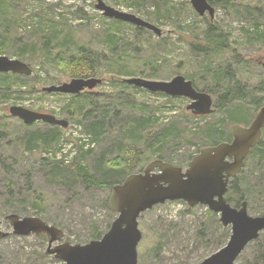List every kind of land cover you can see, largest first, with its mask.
Returning a JSON list of instances; mask_svg holds the SVG:
<instances>
[{"label": "rangeland", "instance_id": "374dc122", "mask_svg": "<svg viewBox=\"0 0 264 264\" xmlns=\"http://www.w3.org/2000/svg\"><path fill=\"white\" fill-rule=\"evenodd\" d=\"M102 1L155 25L162 36L149 30L138 34L134 25L104 17L96 9L98 0H0V56L21 60L33 71L30 76L0 74V218L2 231L10 234L0 239V264H65L46 254V236L13 235L5 221L10 214L39 217L63 230L65 238L54 246H83L110 230L118 217L106 206L111 187L92 186L72 166L81 164L107 182V162L122 157L126 145H135L144 153L138 172L156 160L186 170L203 148L218 139L230 142V127L249 126L260 109L248 99L222 112L216 100L229 65L251 97H264V0H234L231 11L216 10L212 22L230 36L240 64L233 59L234 49L218 55L192 51L193 33L204 35L211 19L208 14L201 17L190 0H146L129 6ZM46 42L50 52L44 57ZM82 45L106 55L95 77L103 83L79 95L43 92L75 79L58 69L56 57L70 59ZM178 75L213 97L212 115L197 117L187 111V98L151 93L125 82H170ZM14 106L54 115L69 126L25 125L10 114ZM213 124L215 128H209ZM86 136L97 148L72 163L49 156L71 144L78 146ZM244 172L249 179L257 174L252 162ZM257 196L249 204L252 217L264 215V193ZM209 211L207 206L189 208L176 201L143 213L139 264H200L221 250L229 241L223 229H231ZM258 241L259 246H247L236 264H263L258 256L259 249L264 250V231Z\"/></svg>", "mask_w": 264, "mask_h": 264}, {"label": "water", "instance_id": "95a60500", "mask_svg": "<svg viewBox=\"0 0 264 264\" xmlns=\"http://www.w3.org/2000/svg\"><path fill=\"white\" fill-rule=\"evenodd\" d=\"M195 11L204 17L206 14L214 21L216 9L207 0H190ZM96 9L109 19L130 23L162 36V30L134 14L119 11L98 0ZM264 55V51H263ZM264 68V61L260 63ZM32 75V68L18 59L0 56V74ZM127 84L145 89L151 93H163L170 97H184L191 101L187 111L197 117L210 116L215 112L213 97L198 91L192 81L178 75L170 82L151 81L142 78L125 79ZM103 83L102 79H72L60 86L43 88V92L65 95H79L86 90H94ZM10 114L32 125L37 122L68 128L69 122L54 115L43 114L14 106ZM264 130V105L252 123L243 127L234 124L230 127L232 140L216 146L206 147L194 157L184 170L161 160L151 162L140 173L128 176L122 184L112 188L110 205L118 215L110 230L100 240H92L86 245H71L62 242L65 232L50 225L39 217H24L10 214L5 217L16 236L48 239L47 255L64 261L65 264H139L138 247L143 239L139 229L141 215L155 206L167 202L182 201L189 208L207 206L210 211L220 215L224 228L231 229L226 246L205 259L200 264H236L247 246L259 239L264 231V215L252 217L249 206L244 202L239 208L227 200L230 183L246 167L251 151L261 141ZM0 218V239L9 236L2 231Z\"/></svg>", "mask_w": 264, "mask_h": 264}, {"label": "trees", "instance_id": "16d2710c", "mask_svg": "<svg viewBox=\"0 0 264 264\" xmlns=\"http://www.w3.org/2000/svg\"><path fill=\"white\" fill-rule=\"evenodd\" d=\"M207 1L215 7L216 10H225L229 12L235 7L234 0ZM115 2L117 5L129 6L131 4L145 3L146 0H115ZM144 31H146V29L136 27V32L138 34L143 33ZM48 43L49 42H46V44H44V51L42 53V55L44 54V57H47L50 52ZM191 49L194 53L200 55H218L227 51H232L234 48L232 47L230 36L226 34L215 22L213 23L212 21H209L207 23V29L204 31V35L200 36L199 33H193L191 37ZM234 50L233 59L237 64H240L241 58L235 54L236 49ZM106 60L107 57L105 54L94 51L86 45L78 47V52L70 59H65L62 55H58L56 57L58 69L63 74L71 76L75 79H88L96 77L99 75V66ZM194 87L196 88L195 85ZM222 88L223 90L220 94H218L216 100V108L219 111L224 112L233 104L245 103L248 99H251V104L254 108H261L264 105V97L253 98L250 96V92L238 79L236 69L232 65H229L228 68L225 69ZM216 125L217 124L209 125V128H215ZM206 132L212 133L211 131ZM203 133H205V131H203ZM3 137L4 133L0 132V140ZM223 142V139H218L213 142V145L216 146ZM123 150L124 155L122 157H117L107 162L108 170L104 175L107 182L101 181L100 177H97L91 171L87 170V168L82 167L81 164L80 166H72V168L77 170L79 177L86 178L87 182H89L92 186L101 187L106 183V185L112 189L114 186L122 184L128 176L140 173L138 172L139 170L141 171L140 163L144 154L142 150L135 145H126ZM249 162H252L254 168L256 169V176L253 175L250 179L246 178L244 177L245 172L243 170L241 174L234 178L230 183L227 200L231 205L233 204V207L235 208H239L244 202H247L249 206L252 199H256L258 197L257 195H262L264 193V130L259 145L251 151L249 157L247 158L246 166ZM106 206L112 210L110 200L107 201ZM262 209V212L264 213V208ZM209 212L211 215L215 216L211 213V211ZM223 232L224 240L228 241L231 234L230 230L223 229ZM203 235L204 233L202 231L198 234L201 238ZM255 242L257 243V246H259L260 242L258 240ZM258 257L264 264V250H262V248L259 249Z\"/></svg>", "mask_w": 264, "mask_h": 264}, {"label": "built area", "instance_id": "2783aa9c", "mask_svg": "<svg viewBox=\"0 0 264 264\" xmlns=\"http://www.w3.org/2000/svg\"><path fill=\"white\" fill-rule=\"evenodd\" d=\"M96 148V141H94L90 136H86L80 140V144L78 146L71 144L68 147H64L62 149L60 148L56 153H50L49 156L61 161L64 164H70L76 158L80 157V155L90 153Z\"/></svg>", "mask_w": 264, "mask_h": 264}]
</instances>
